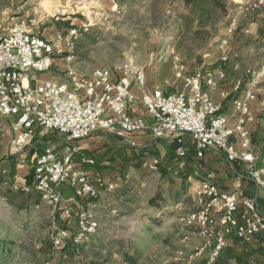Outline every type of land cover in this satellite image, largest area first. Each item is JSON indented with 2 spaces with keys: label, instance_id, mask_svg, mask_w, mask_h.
<instances>
[{
  "label": "rangeland",
  "instance_id": "374dc122",
  "mask_svg": "<svg viewBox=\"0 0 264 264\" xmlns=\"http://www.w3.org/2000/svg\"><path fill=\"white\" fill-rule=\"evenodd\" d=\"M202 1L187 7L184 0H0V13L6 20L35 23L36 32L47 37L70 27L79 30L73 49L67 53L71 59L57 57L49 71L37 73L40 81L66 82L70 71L89 76L99 68L149 62V90H180L182 84L175 77L178 66H185L188 75L200 66L221 67L230 80L247 79V69L264 64V7L253 12L246 8L254 0H220L222 8L213 12L212 21L205 18L201 24ZM233 19L237 23L230 30ZM224 40L227 43L221 48ZM148 149V155H143L144 150L134 157L114 155L106 160L109 165H102L97 155V172L106 184L115 185L114 197L104 187L98 203L112 198L109 202L115 212L100 221L102 232L79 244L84 258L95 264H117L121 246L132 242L140 249L137 264H207L214 237L186 219L190 212L202 209L204 197L198 194L199 188L194 189V178L183 183L174 163L169 164L165 157L159 159L153 145ZM154 160L157 170L151 168ZM9 166L14 173L16 163L0 165V264H76L77 247L72 242L63 248H49L58 230L77 232L75 219L70 227L65 223L66 205L53 214L37 193H20L21 176L13 185L16 181L9 178ZM192 170L187 167L188 172ZM5 181L8 184L1 185ZM157 194L164 200L152 206L150 200ZM79 204L78 213L86 214L87 202ZM155 220L161 221L157 224ZM244 245L232 248L234 253L256 264L255 254L243 253ZM230 264L238 263L232 260Z\"/></svg>",
  "mask_w": 264,
  "mask_h": 264
},
{
  "label": "built area",
  "instance_id": "2783aa9c",
  "mask_svg": "<svg viewBox=\"0 0 264 264\" xmlns=\"http://www.w3.org/2000/svg\"><path fill=\"white\" fill-rule=\"evenodd\" d=\"M262 7L264 0H254L246 10L255 12ZM236 23L237 19H233L230 30ZM78 36L79 30L70 27L47 37L36 32L35 23H23L16 18L6 20L0 13V144L6 136H11L10 153H23L33 146L41 132L59 133L69 143L61 154L47 146L34 161V184L24 187L26 193H37L53 214L63 204L61 186L68 185L73 190L74 198L68 201L69 205L65 204L63 217L68 227L76 220L77 232L58 230L52 236L55 248H63L66 242L77 245L97 234L98 221L90 211L78 213L79 201H97L104 187L107 192L115 189L113 183L106 184L102 175L91 176L74 160L78 153L75 142L100 131L119 140L136 133H148L151 141L174 140L178 144V169L186 166L188 148L183 136H188L199 159L213 150L230 164L243 162L247 177L264 199V156L258 167L259 158L246 129L247 122L252 120L250 105L260 92L264 93V64L246 70L248 87L243 96L233 101L235 121L230 124L229 117L223 114V100L229 94L222 93V101L212 97V91L227 77L222 68L200 66L188 75L185 66H178L175 77L182 87L171 93L159 88L148 90V67L152 62L99 68L89 76L70 71L66 82L40 81L37 73L49 71L57 57L71 59V55H65L71 52ZM226 43L224 40L221 48ZM241 86L242 82H238L234 92H239ZM138 102L145 107L150 121L145 116L130 114ZM235 138L240 148L233 142ZM157 165L154 160L151 168L157 170ZM198 194L204 197L200 201L202 209L186 219L214 237L207 264H214L219 258L227 237L249 243L264 233V205L260 207L257 199H240L235 194L220 192L210 177L200 183ZM76 253V264H86L78 249Z\"/></svg>",
  "mask_w": 264,
  "mask_h": 264
},
{
  "label": "crops",
  "instance_id": "0c3cea01",
  "mask_svg": "<svg viewBox=\"0 0 264 264\" xmlns=\"http://www.w3.org/2000/svg\"><path fill=\"white\" fill-rule=\"evenodd\" d=\"M232 67L234 70H238L239 66L233 64ZM221 68V67H220ZM215 69V68H214ZM223 69V68H222ZM227 77L224 81L220 82L218 87L212 91V97L217 101H222L221 94H229L228 98L223 100V114L229 117V123L235 121V113L233 109V101L237 97L244 95L248 87V77L243 79L242 77L229 79L227 70L224 69ZM238 82H242L240 91L235 93L234 88ZM262 87L264 88V80L262 82ZM159 87H154L158 89ZM161 89V88H159ZM149 90V89H148ZM233 96L231 99L230 97ZM132 116H145L147 117L146 109L142 103L138 102L135 108L130 110ZM251 121L247 122L246 129L249 131L252 139V148L255 154L258 156V167L262 165V157L264 156V93H259L255 101L250 105L249 113ZM147 120L150 119L147 117ZM184 143L188 148V165L193 168L190 177L188 180L194 178V189L199 188L200 183L205 180V178L210 177L213 183L216 184L220 192L235 194L238 198H255L258 200L260 207L264 205L263 194L258 191L256 185L247 177L246 166L243 162L238 161L235 164H230L221 154L208 150L205 153V156L201 159L197 157V150L195 145L190 140L188 136H183ZM233 142L236 143L237 148H240V142L237 138L233 139ZM12 143V137L6 136L3 139V142L0 144V165H11V163H16V170L13 173V168L9 166V172L11 176L9 177L11 181L14 182L13 185L17 184L18 178L21 176L20 181H22L18 186L24 189L25 186H29L27 178L30 173L34 170V161L36 157L41 155L44 149L47 146L53 147L60 154L63 152L65 147L69 144L65 136L59 133H39L34 139L33 146L27 149L23 153L11 154L10 147ZM75 145L78 148V153L75 155V162L82 167V169L88 172L91 176L101 173L97 172V155L99 154L102 158V165H109L110 163L106 160L110 159L112 156L122 153L125 157H134L136 153L142 151L143 155L149 154V147H154L155 153H158L159 159L165 157L169 164H175L177 168L176 158V143L174 140L163 138L156 141H151L148 133H136L129 135L123 139H117L112 135L107 134L106 132H97L93 136L79 140L75 142ZM115 158V156H114ZM89 160H93L94 164L88 163ZM87 161V162H86ZM6 171H4L5 173ZM20 175V176H19ZM34 180V179H33ZM5 181L1 185H7ZM61 193L63 203L66 205L68 201L74 198L73 190L68 185L61 186ZM110 192L112 197L114 195ZM112 198H106L103 200L102 204H99V200L93 202H87L88 211H90L96 220L99 222L98 232H102V223L100 222L104 217L109 218V214L113 211L109 201ZM84 202V201H79ZM95 204L93 207L92 205ZM77 208V206H75ZM80 204L78 205V209ZM108 214V215H107ZM97 232V233H98ZM99 232V233H100ZM227 246L231 248H237L240 245H244L243 253L255 254L256 259L255 263L260 264L264 262V233L256 236L249 243H242L241 241L233 238L227 237ZM238 241V242H237ZM253 260V259H252Z\"/></svg>",
  "mask_w": 264,
  "mask_h": 264
},
{
  "label": "trees",
  "instance_id": "16d2710c",
  "mask_svg": "<svg viewBox=\"0 0 264 264\" xmlns=\"http://www.w3.org/2000/svg\"><path fill=\"white\" fill-rule=\"evenodd\" d=\"M198 0H184V3L187 7H191L192 5H194L195 3H197ZM200 4H202V8H201V13L200 16L201 18L198 20L199 23H203L205 18L206 20L208 19V21H212V15L213 12L221 9L222 8V2L220 0H203ZM67 55V54H66ZM65 55V56H66ZM231 99L233 98V96L230 97ZM176 143V149H175V153L178 147L177 142ZM176 157H177V153H176ZM178 159V158H176ZM188 152H187V157H186V166L184 169H178V176L180 179H182L183 183H186V181L188 180V178L190 177L191 173L187 171V165H188ZM177 160H175L176 162ZM162 173L166 174V170L164 167L161 168ZM34 170L30 173L29 177L27 178V182L29 186H32L34 184ZM207 179V178H206ZM20 193H25L24 189H20L19 190ZM34 193L31 194H27L28 196H33ZM158 200H164V196L162 194H157V196H155L153 199L150 200V204L152 206H154L155 202ZM195 211L190 212L188 215L192 214ZM94 219L96 220V218L94 217ZM157 224H159V221L161 220H155ZM99 223V222H98ZM62 227L66 228V225L63 224ZM74 234V233H73ZM52 236H55L52 235ZM238 242V241H237ZM71 243V242H69ZM51 246H54V242L51 239ZM72 245L76 246L78 251H79V255L81 257V259L89 264H95L93 261H88L87 259L84 258L83 255V251L82 248L80 247V245H76L72 242ZM55 247V246H54ZM123 249L122 255L120 260H118L117 264H137L138 261V257L140 254V249L139 246L135 243L132 242H127L125 244H123V246H121ZM47 248V249H49ZM232 260H235L238 264H249V259L245 258V255H238L237 253H234L232 248H224L220 255L219 258L214 262V264H230Z\"/></svg>",
  "mask_w": 264,
  "mask_h": 264
}]
</instances>
